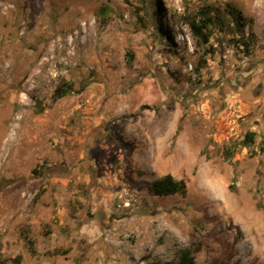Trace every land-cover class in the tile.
<instances>
[{"label":"rangeland","instance_id":"374dc122","mask_svg":"<svg viewBox=\"0 0 264 264\" xmlns=\"http://www.w3.org/2000/svg\"><path fill=\"white\" fill-rule=\"evenodd\" d=\"M226 3L250 54L226 27L195 44L186 21ZM166 174L186 191L152 195ZM184 248L264 264V0H0V264Z\"/></svg>","mask_w":264,"mask_h":264},{"label":"trees","instance_id":"16d2710c","mask_svg":"<svg viewBox=\"0 0 264 264\" xmlns=\"http://www.w3.org/2000/svg\"><path fill=\"white\" fill-rule=\"evenodd\" d=\"M186 23L195 40V44L200 47H205L208 44L214 29L224 30V27L229 29L233 36L240 32L237 39L235 37L232 39L243 49L245 54H250L252 48L258 43V36L253 30L252 22H247L242 12L229 3H226L223 9L209 5L202 6L198 13L188 19ZM246 26H248L249 30L245 36L244 29ZM61 88H57V96L67 92L66 89ZM255 135V132L248 131L236 144L250 146L255 141ZM232 155L233 150L228 151V156L231 157ZM33 173H36V170H33ZM147 188L152 195L166 196L184 193L186 191V183L183 179L176 180L171 174H166L150 183ZM27 241L31 243L29 239ZM195 252L196 250L192 248L181 249L171 264H195Z\"/></svg>","mask_w":264,"mask_h":264}]
</instances>
